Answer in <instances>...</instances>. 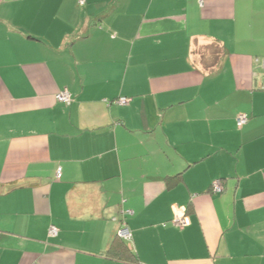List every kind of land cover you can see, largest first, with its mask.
I'll list each match as a JSON object with an SVG mask.
<instances>
[{"label": "crops", "instance_id": "crops-1", "mask_svg": "<svg viewBox=\"0 0 264 264\" xmlns=\"http://www.w3.org/2000/svg\"><path fill=\"white\" fill-rule=\"evenodd\" d=\"M0 264H264V0H0Z\"/></svg>", "mask_w": 264, "mask_h": 264}, {"label": "built area", "instance_id": "built-area-1", "mask_svg": "<svg viewBox=\"0 0 264 264\" xmlns=\"http://www.w3.org/2000/svg\"><path fill=\"white\" fill-rule=\"evenodd\" d=\"M56 99L59 102H62V103H65V104H70L72 102V96H71L70 92L67 91V90H63V91L58 92L56 94ZM129 101H130L129 98L122 97L119 100H117V103L120 104V105H125V104H128ZM247 121H248V116L245 115V114L240 115L238 117V125L239 126L244 125ZM59 174H60V170H58L57 175H59ZM212 190L214 192H216V193L222 192L223 191V187H222L221 182L220 181L214 182V184L212 186ZM180 211H181L180 213H179V211L176 212L172 222H173L174 225H176L178 227H185V226L190 224V219L187 216L185 210H180ZM58 232H59V230L55 226H52L49 229V235L50 236H53V237L57 236ZM118 235L120 237L124 238V239H129V238L132 237V233H131L130 229L126 226V224H123L119 228Z\"/></svg>", "mask_w": 264, "mask_h": 264}, {"label": "trees", "instance_id": "trees-1", "mask_svg": "<svg viewBox=\"0 0 264 264\" xmlns=\"http://www.w3.org/2000/svg\"><path fill=\"white\" fill-rule=\"evenodd\" d=\"M122 98V97H120ZM119 98V99H120ZM128 98V97H126ZM117 99V100H119ZM130 99V98H129ZM117 100H115V102H117ZM58 101V100H57ZM73 101V99H72ZM130 102V101H129ZM62 103V102H61ZM72 103V102H71ZM70 103V104H71ZM65 104V103H63ZM70 104H65V105H70ZM126 105V104H125ZM248 121H249V117H248ZM247 121V122H248ZM246 122V123H247ZM245 123V124H246ZM237 124H238V119H237ZM244 124V125H245ZM239 126V125H238ZM243 126V125H242ZM241 127V126H239ZM60 170V168H59ZM58 173V172H57ZM180 176V174L177 176V178ZM175 179L174 178H169L168 182H172L174 181ZM187 214V213H186ZM188 216V214H187ZM189 217V216H188ZM125 224V223H124ZM127 239H124L122 237H120L117 233V236L116 238L112 241V243L110 244L109 246V249H108V255L114 257V258H117L119 260H138L137 259V255L136 253L134 252V250H132V248L127 244L126 242Z\"/></svg>", "mask_w": 264, "mask_h": 264}, {"label": "rangeland", "instance_id": "rangeland-1", "mask_svg": "<svg viewBox=\"0 0 264 264\" xmlns=\"http://www.w3.org/2000/svg\"><path fill=\"white\" fill-rule=\"evenodd\" d=\"M212 51H217V49H219V47L217 45L211 46Z\"/></svg>", "mask_w": 264, "mask_h": 264}]
</instances>
